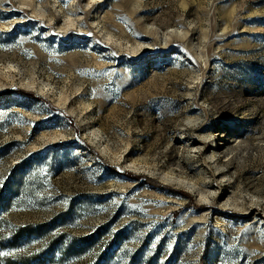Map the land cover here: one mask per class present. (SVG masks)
<instances>
[{
	"label": "rangeland",
	"instance_id": "obj_1",
	"mask_svg": "<svg viewBox=\"0 0 264 264\" xmlns=\"http://www.w3.org/2000/svg\"><path fill=\"white\" fill-rule=\"evenodd\" d=\"M0 264H264V0H0Z\"/></svg>",
	"mask_w": 264,
	"mask_h": 264
},
{
	"label": "bare ground",
	"instance_id": "obj_2",
	"mask_svg": "<svg viewBox=\"0 0 264 264\" xmlns=\"http://www.w3.org/2000/svg\"><path fill=\"white\" fill-rule=\"evenodd\" d=\"M222 144H223V142H220L219 143V149H220V147L222 146ZM216 155H214V154H212L211 155V158H214ZM183 180V181H186V180H184V178L181 176V177H179V180H177V182L179 183V184H183L180 180ZM172 182H174V181H172Z\"/></svg>",
	"mask_w": 264,
	"mask_h": 264
}]
</instances>
